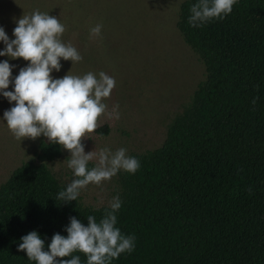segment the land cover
Returning a JSON list of instances; mask_svg holds the SVG:
<instances>
[{
	"label": "trees",
	"instance_id": "16d2710c",
	"mask_svg": "<svg viewBox=\"0 0 264 264\" xmlns=\"http://www.w3.org/2000/svg\"><path fill=\"white\" fill-rule=\"evenodd\" d=\"M197 2L182 1L177 26L204 61L206 78L163 144L131 153L141 164L135 174L120 171L116 226L136 239L134 251L111 264H264V0H238L224 19L192 27ZM61 152L41 140L39 161H23L1 183L0 264H36L18 251L31 231L47 251L55 233L68 235L72 216L87 226L89 215L99 222L110 210L81 196L56 199L68 184L47 160ZM72 255L86 264L84 253Z\"/></svg>",
	"mask_w": 264,
	"mask_h": 264
},
{
	"label": "rangeland",
	"instance_id": "374dc122",
	"mask_svg": "<svg viewBox=\"0 0 264 264\" xmlns=\"http://www.w3.org/2000/svg\"><path fill=\"white\" fill-rule=\"evenodd\" d=\"M184 0H0V26L10 39H15L16 21L35 10L59 17L66 25L62 36L71 42L83 59L73 64L61 58L62 68L53 71L54 78L70 75L99 74L104 71L116 80V87L105 100L109 110L119 104L120 119L100 118L92 138L84 139L85 152L109 147L115 152L126 148L127 155L145 152L163 144L169 123L191 100L199 83L206 78L207 68L199 54L185 41L178 26L180 4ZM102 24V34L90 38V29ZM6 45L0 41V50ZM13 68V79L20 68L30 62L23 58L0 56ZM14 91V84L7 89ZM0 94V185L23 161H39V143L48 140L41 135L35 140H17L3 119L4 111L13 107ZM108 126L107 132L101 128ZM70 152L62 147L61 155L47 160L61 184L76 177L68 168ZM91 163H97L96 160ZM122 191L120 171L102 185L89 184L81 190L85 205L109 206V201ZM101 199L103 203H101Z\"/></svg>",
	"mask_w": 264,
	"mask_h": 264
},
{
	"label": "clouds",
	"instance_id": "9594fccd",
	"mask_svg": "<svg viewBox=\"0 0 264 264\" xmlns=\"http://www.w3.org/2000/svg\"><path fill=\"white\" fill-rule=\"evenodd\" d=\"M238 0H198L191 6L189 24L202 27L213 19H224L233 11ZM13 29L15 39H10L3 26H0V41L6 47L0 50V56L12 59L23 58L30 63L20 68L13 79V68L8 60L0 62V94L14 106L4 111L3 119L17 140L41 135L53 144H59L70 152L68 168L76 177L58 193L56 199L70 203L77 200L81 190L89 184L102 185L110 181L119 171L135 174L140 168V160L127 155L126 148L115 152L109 147L85 152L84 139L92 138L99 127L100 118L119 120V104L109 110L105 100L116 87V80L104 71L98 76L88 72L82 76L70 75L54 78L53 71L62 68L61 58L74 63L83 59L79 50L62 39L66 25L59 17L48 12L35 10L23 15ZM102 24L90 29V38L101 37ZM14 84V91L7 90ZM257 98L252 103L255 104ZM96 160L94 167L89 162ZM101 203L103 200L101 199ZM122 201L119 195L109 201V209L97 222L94 216L87 217L85 226L75 216L66 226L67 236L55 233L45 250V240L38 231H31L20 239L18 251H26L29 260L36 264H82L79 251L87 256L86 264H111L122 253H131L135 249V236L125 235L117 227V211ZM71 257V259H62ZM61 258V259H58Z\"/></svg>",
	"mask_w": 264,
	"mask_h": 264
}]
</instances>
